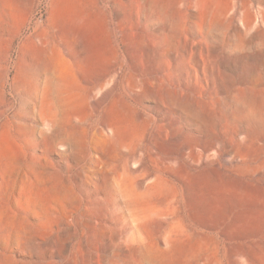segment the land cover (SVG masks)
Segmentation results:
<instances>
[{"label": "rangeland", "instance_id": "obj_1", "mask_svg": "<svg viewBox=\"0 0 264 264\" xmlns=\"http://www.w3.org/2000/svg\"><path fill=\"white\" fill-rule=\"evenodd\" d=\"M22 4L0 51V131L22 152L7 197L42 172L60 203L24 260L88 264L133 238L162 264H264V0ZM44 34L64 83L21 47Z\"/></svg>", "mask_w": 264, "mask_h": 264}, {"label": "bare ground", "instance_id": "obj_2", "mask_svg": "<svg viewBox=\"0 0 264 264\" xmlns=\"http://www.w3.org/2000/svg\"><path fill=\"white\" fill-rule=\"evenodd\" d=\"M54 2L60 14L73 8L72 5L68 4L70 0H54ZM23 17L24 7L22 0H0V51L7 50L4 57L5 60L11 58V44L17 28L23 21ZM39 38L38 46H30L34 41L31 37H28L21 47L26 46L30 50L29 59L41 63L45 71L50 72V63H55L57 69L56 78L63 83L66 82L69 79V72L66 67L68 61L65 59L62 49L56 45H51L46 34ZM27 43L28 45H26ZM21 47L19 54L22 52ZM0 70L8 73L10 66L0 65ZM53 78L51 75L47 76L46 82L51 81ZM4 92L5 83L0 82V95ZM10 131L11 128L9 127L0 131V175H2L0 177V264H31L33 262L24 260V258H29L30 253L26 242L33 235L47 232L46 230H48L51 223V212L58 209L54 204L60 203L57 200L58 191L54 190L49 181L50 178L48 179L41 175L42 172L41 174L34 173L26 180L23 179L22 194L14 192L11 197H7L12 187L9 184V182H12L10 176L22 155L21 147L15 142L14 136H11L12 133ZM97 232L102 239L107 233L105 228L104 230L103 228L97 230ZM133 241L135 240L131 238L117 244L112 243L110 251H107L108 253L95 252L93 259L88 264H162L161 249L158 245L141 244L136 246Z\"/></svg>", "mask_w": 264, "mask_h": 264}]
</instances>
